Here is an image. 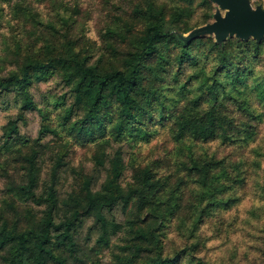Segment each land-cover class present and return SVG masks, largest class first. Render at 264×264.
I'll use <instances>...</instances> for the list:
<instances>
[{"label":"trees","instance_id":"1","mask_svg":"<svg viewBox=\"0 0 264 264\" xmlns=\"http://www.w3.org/2000/svg\"><path fill=\"white\" fill-rule=\"evenodd\" d=\"M84 4L0 0V95L19 99L0 127V264H264V39L181 40L210 0ZM50 75L68 90L42 105Z\"/></svg>","mask_w":264,"mask_h":264},{"label":"water","instance_id":"2","mask_svg":"<svg viewBox=\"0 0 264 264\" xmlns=\"http://www.w3.org/2000/svg\"><path fill=\"white\" fill-rule=\"evenodd\" d=\"M215 5L212 19L185 33H178L183 41L209 35L222 44L228 38L240 40L264 39V2L252 0H210Z\"/></svg>","mask_w":264,"mask_h":264},{"label":"rangeland","instance_id":"3","mask_svg":"<svg viewBox=\"0 0 264 264\" xmlns=\"http://www.w3.org/2000/svg\"><path fill=\"white\" fill-rule=\"evenodd\" d=\"M85 6H90L89 0H83ZM255 2H258V0H254ZM98 7V4H97ZM68 90V87L64 85V83L61 81L60 77L56 75H50L48 78L43 79L39 84L34 85L31 88L33 98L38 101L40 104L43 105L44 103V96L50 95V94H62ZM19 109V99L16 98L15 93H5L0 95V127L2 124L6 123V121L17 114ZM40 124V116L36 111H30L27 113V122L26 123H20V129L21 132L29 135V136H35L37 133V130L39 128ZM147 152L154 153L156 152L152 147L146 149ZM83 154L84 150L79 149L76 151V154L74 157H72L70 166H67L66 169L62 173V177L60 179V189L62 193H65L66 191L72 190L75 180H76V174L72 171L71 166L78 165L83 161ZM86 169L90 170L92 167L91 163L86 164ZM48 167V166H47ZM49 169V168H48ZM130 177V171H127L124 174V179H129ZM3 180L0 178V197L3 194ZM114 214L117 216L118 219L123 218V212L121 207H118L115 209ZM92 221L91 219L87 220L83 223V226L80 228V231L83 235L87 233L89 230V226L91 225ZM217 253H221V250ZM109 257L106 255L104 258V263L109 264Z\"/></svg>","mask_w":264,"mask_h":264},{"label":"built area","instance_id":"4","mask_svg":"<svg viewBox=\"0 0 264 264\" xmlns=\"http://www.w3.org/2000/svg\"><path fill=\"white\" fill-rule=\"evenodd\" d=\"M254 3H256L254 0H252ZM258 2H264V0H258Z\"/></svg>","mask_w":264,"mask_h":264}]
</instances>
